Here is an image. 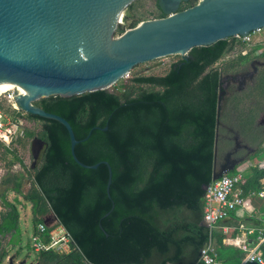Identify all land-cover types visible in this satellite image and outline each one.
<instances>
[{
    "label": "trees",
    "instance_id": "obj_1",
    "mask_svg": "<svg viewBox=\"0 0 264 264\" xmlns=\"http://www.w3.org/2000/svg\"><path fill=\"white\" fill-rule=\"evenodd\" d=\"M195 3L183 1L180 9ZM133 5H128L129 14L123 18L131 19L129 28L143 20L132 19ZM156 5L153 18L164 17L157 0ZM124 29L118 25L116 32ZM232 48L228 40H218L193 47L164 75L134 76L131 84L116 90L35 102L69 122L79 140L75 154L81 162L107 161L112 176L108 197L107 166H80L70 153L66 128L56 120L27 113L41 121L37 136L45 142L41 163L25 194L31 203L34 233L51 211L72 237L69 252L39 251L34 264H198L200 249L209 239L202 219L205 187L212 182L214 169L220 74L247 57L237 55L223 67L216 66ZM221 136L219 128L218 150ZM263 141L264 134L250 158L261 152ZM263 180L264 164L256 165L248 169L239 188L244 195L259 191L264 189ZM7 182L20 192L17 182ZM5 205L10 209L1 216L0 238L15 235L16 245L20 242L18 210L12 203ZM219 224L228 231L214 233L217 259L228 256L223 260L227 264L239 261L243 252L222 244L224 237L237 234L239 219L232 213ZM256 244L254 233L248 246ZM6 255L3 247L0 264Z\"/></svg>",
    "mask_w": 264,
    "mask_h": 264
},
{
    "label": "water",
    "instance_id": "obj_2",
    "mask_svg": "<svg viewBox=\"0 0 264 264\" xmlns=\"http://www.w3.org/2000/svg\"><path fill=\"white\" fill-rule=\"evenodd\" d=\"M133 1L0 0V83L15 84L24 93L15 96L22 110L56 120L66 128L70 153L77 164L93 169L100 164L107 166L108 197L112 176L109 163L81 162L75 154L79 140L69 122L34 102L108 89L137 64L171 54L185 55L193 47L264 27V0H196L182 10L180 5L187 0H157L164 17L142 20L119 34L117 22L123 20L125 9ZM222 94L220 89L218 110ZM218 116L212 181L241 162L217 165ZM44 145V140L36 137L34 158ZM51 217L43 218L48 226Z\"/></svg>",
    "mask_w": 264,
    "mask_h": 264
},
{
    "label": "rangeland",
    "instance_id": "obj_3",
    "mask_svg": "<svg viewBox=\"0 0 264 264\" xmlns=\"http://www.w3.org/2000/svg\"><path fill=\"white\" fill-rule=\"evenodd\" d=\"M196 1V0H195ZM134 9L132 14L134 18L140 17L143 20L151 19L158 13L156 0H134ZM129 14L128 6L125 9V15ZM124 15V16H125ZM123 21L118 25H122L125 29H129L128 23ZM187 55V54H185ZM185 55L183 54H171L153 60H149L144 63L134 66L126 75L119 79L115 84L109 87L110 90H116V88L122 84H131L132 77L139 75H164L171 67V65L180 60ZM235 55L223 56L215 65L224 66L226 61L234 57ZM226 65V64H225ZM15 90H9L0 96V123L5 128L10 129V133L0 135V221L1 216L6 213L10 208L5 205V202L12 203L18 210V226L20 242L14 244L17 236L10 237L9 234L0 238V251L4 247L7 251L6 257L2 260L1 264H9L10 258L12 264H34L38 252L33 249L34 235V223L32 222L31 215V203L25 199V194L29 191L33 178L34 170L41 163V151L38 154V162L34 164L35 148L33 141L37 136V133L41 128L40 120H32L28 117L27 112L22 110L15 101ZM37 99L36 101H38ZM35 101V102H36ZM34 102V104H35ZM231 112V110H228ZM237 121V120H236ZM255 131L260 132L261 127L254 128ZM221 135L229 134L223 129H220ZM249 139V138H247ZM232 141L229 139H220V150L217 154V165L222 161L223 153L227 148H230ZM264 147V141L261 145V149ZM259 161L264 159V150L259 152L256 157L246 159L239 163L243 167H247L252 162L255 163V159ZM257 164V163H255ZM260 163L257 165H261ZM238 165V166H239ZM240 167V166H239ZM7 179H13L20 185V192L14 190V183H8ZM47 215H52L49 211Z\"/></svg>",
    "mask_w": 264,
    "mask_h": 264
},
{
    "label": "built area",
    "instance_id": "obj_4",
    "mask_svg": "<svg viewBox=\"0 0 264 264\" xmlns=\"http://www.w3.org/2000/svg\"><path fill=\"white\" fill-rule=\"evenodd\" d=\"M226 40L233 43V48L225 56L230 54L235 56L257 55L264 52V27L251 31L244 36L236 34L226 38ZM10 132V129L5 128L0 123V135ZM263 150L264 147L261 151ZM254 161L257 164L264 163V159L259 161L256 158ZM255 163L252 162L247 167L239 165L240 167L238 166L233 171L224 173L205 187L202 221L209 231V239L200 249L198 264H224L217 259L212 239L213 231L221 221L244 208L248 198L255 196L264 199V189L251 191L244 195L242 189L239 188L240 183L247 176L248 169L257 165ZM257 217L261 221L259 228H247L242 222H239L237 234L234 237H224L222 239L224 244L233 245L243 252V257L239 261L228 264H264V208L258 211ZM224 233H227V227L224 228ZM254 233H256L257 244L254 248H250L248 238ZM32 240L33 249L37 252L55 250L66 253L70 251L72 237L56 218L51 217L50 226L44 222L37 225Z\"/></svg>",
    "mask_w": 264,
    "mask_h": 264
},
{
    "label": "flooded vegetation",
    "instance_id": "obj_5",
    "mask_svg": "<svg viewBox=\"0 0 264 264\" xmlns=\"http://www.w3.org/2000/svg\"><path fill=\"white\" fill-rule=\"evenodd\" d=\"M219 89L223 90L219 128L229 133L221 137L232 141L220 163L245 161L264 134V52L248 55L237 67L223 70ZM258 127L260 132L254 129ZM38 159L34 158V164Z\"/></svg>",
    "mask_w": 264,
    "mask_h": 264
},
{
    "label": "crops",
    "instance_id": "obj_6",
    "mask_svg": "<svg viewBox=\"0 0 264 264\" xmlns=\"http://www.w3.org/2000/svg\"><path fill=\"white\" fill-rule=\"evenodd\" d=\"M263 183H264V180H263ZM263 208H264V199H260L258 197L253 196L251 198H248L246 200L245 207L239 209L234 215L239 219V222H242L245 225V227L256 229V228H259L261 226V221L257 217V214H258V211L262 210ZM202 224L204 225L203 221H202ZM225 227L226 226H221V224H219L215 228V230L213 231V234H212L213 245L215 248L216 255H218L217 254V252H218L217 246L218 245H217V241H216V238L214 236V233H215V231H217V232L221 231L222 233H224ZM227 231H228V229H227ZM208 233H209V231H208ZM222 244L226 247H229V248H235L233 245H226L223 242H222ZM235 249H237V248H235ZM227 257L228 256H224L223 258L226 259ZM223 260H221V262L224 264H227Z\"/></svg>",
    "mask_w": 264,
    "mask_h": 264
},
{
    "label": "bare ground",
    "instance_id": "obj_7",
    "mask_svg": "<svg viewBox=\"0 0 264 264\" xmlns=\"http://www.w3.org/2000/svg\"><path fill=\"white\" fill-rule=\"evenodd\" d=\"M123 21V20H122ZM122 21L118 20L117 24L118 23H121ZM9 90H15V94L16 95H23L24 93L15 85V84H11V83H4V82H1L0 83V96L9 91Z\"/></svg>",
    "mask_w": 264,
    "mask_h": 264
}]
</instances>
